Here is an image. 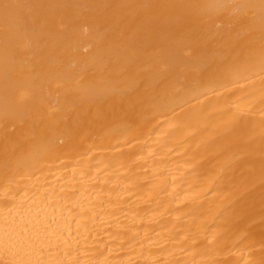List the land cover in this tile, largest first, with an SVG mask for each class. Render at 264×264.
Returning <instances> with one entry per match:
<instances>
[{
  "label": "bare ground",
  "instance_id": "1",
  "mask_svg": "<svg viewBox=\"0 0 264 264\" xmlns=\"http://www.w3.org/2000/svg\"><path fill=\"white\" fill-rule=\"evenodd\" d=\"M0 264H264V0H0Z\"/></svg>",
  "mask_w": 264,
  "mask_h": 264
}]
</instances>
